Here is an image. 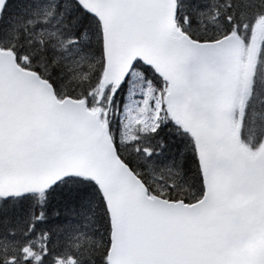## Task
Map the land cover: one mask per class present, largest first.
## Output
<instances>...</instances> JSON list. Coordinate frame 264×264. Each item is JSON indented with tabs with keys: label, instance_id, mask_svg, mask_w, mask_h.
I'll list each match as a JSON object with an SVG mask.
<instances>
[{
	"label": "snow or ice",
	"instance_id": "snow-or-ice-1",
	"mask_svg": "<svg viewBox=\"0 0 264 264\" xmlns=\"http://www.w3.org/2000/svg\"><path fill=\"white\" fill-rule=\"evenodd\" d=\"M0 264H264V0H0Z\"/></svg>",
	"mask_w": 264,
	"mask_h": 264
}]
</instances>
